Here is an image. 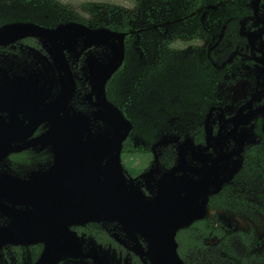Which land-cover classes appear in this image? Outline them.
<instances>
[{
	"label": "flooded vegetation",
	"instance_id": "1",
	"mask_svg": "<svg viewBox=\"0 0 264 264\" xmlns=\"http://www.w3.org/2000/svg\"><path fill=\"white\" fill-rule=\"evenodd\" d=\"M141 6V22L137 15L118 21L114 30L101 26L124 34L122 64L106 94L132 124L120 155L126 176L137 178L154 166L158 180L176 168L178 178L190 182L198 180L205 161L212 164V181L220 188L208 198V215L176 234L179 255L178 233H198L201 223L207 231L200 236L202 254L179 257L185 264H264V0H140ZM161 7L157 20L151 12ZM173 7L174 16L166 13ZM5 13L0 27L36 23ZM43 16L45 27L67 22ZM89 51L65 53L76 85L71 100L83 110L88 85L78 78ZM37 52L52 62L36 38L0 42V227L36 228L37 175L54 164V155L36 142L44 128L24 133L21 126L17 78L33 82L43 73ZM17 116L19 122L13 121ZM71 161L79 178L86 174ZM78 189L70 183L61 192L51 185L47 193L49 212L56 214L51 226L73 254H62L55 264H145L117 225L83 222L80 203L69 200ZM31 236L36 238L35 229ZM43 249L41 241L4 244L0 264H35Z\"/></svg>",
	"mask_w": 264,
	"mask_h": 264
},
{
	"label": "water",
	"instance_id": "2",
	"mask_svg": "<svg viewBox=\"0 0 264 264\" xmlns=\"http://www.w3.org/2000/svg\"><path fill=\"white\" fill-rule=\"evenodd\" d=\"M0 11L8 12V9ZM43 15L39 16L41 20L46 19ZM24 37L36 38L52 62L37 52L43 73L38 71L33 82L27 80L30 77L17 78L20 82L17 99L24 113L21 126L24 133L38 126L44 128L36 142L54 155V164L39 170L37 175L36 228L0 227V246L41 241L44 249L35 264H55L62 254L73 255L60 246L64 240L59 237L58 227L51 226L56 214L49 212L52 205L47 195L51 185L63 192V187L71 183L78 185L79 191L69 200L80 203L83 222L117 225L134 243L132 250L145 264H185L177 253L176 234L206 218L208 198L219 190L220 184L212 181V164L206 161L205 170L199 168L198 180L190 182L178 178L176 168L158 180L154 166L137 178L126 176L120 155L132 124L106 94L107 82L122 64L124 34L72 21L53 28L32 22H13L0 27V42ZM88 48L93 51L87 52L81 67L82 77L78 78L88 85L84 109L90 110L86 111L82 104L71 100L76 85L65 53L71 57L77 50ZM96 48H101L100 53ZM25 120L27 123L23 125ZM13 121L19 122L18 116ZM71 160L79 161L78 170H86L81 178L79 172L72 171ZM140 180L145 182L149 196L141 189ZM34 229L36 238L31 236ZM90 252L98 255L94 248ZM78 253L79 250L75 255Z\"/></svg>",
	"mask_w": 264,
	"mask_h": 264
},
{
	"label": "rangeland",
	"instance_id": "3",
	"mask_svg": "<svg viewBox=\"0 0 264 264\" xmlns=\"http://www.w3.org/2000/svg\"><path fill=\"white\" fill-rule=\"evenodd\" d=\"M60 2V7H54L52 9H47L48 12L43 10L40 14L51 15V20H60L64 22L74 21L78 23H83L91 27L106 25L114 30L116 24L120 20H127L129 17L137 16L139 17L138 22L142 20L143 8L141 6L137 7L140 0H57ZM56 4V3H54ZM137 4V5H135ZM154 4V1L149 3ZM157 4V3H156ZM158 6V4L156 5ZM155 6V7H156ZM0 10L2 6L0 5ZM154 8V6H153ZM161 8H156V12H151V16H154L158 20V14ZM28 10V8L25 7ZM24 10V9H23ZM168 9H166L167 11ZM171 10V9H170ZM168 11L170 15L171 11ZM132 11L135 14H132ZM172 11H178V8L173 7ZM2 12V11H1ZM4 12V11H3ZM133 15V16H132ZM174 16V15H173ZM172 16V17H173ZM1 19V18H0ZM9 19V18H7ZM63 19V20H62ZM86 21V22H85ZM149 28H152L149 26ZM211 222H214L211 220Z\"/></svg>",
	"mask_w": 264,
	"mask_h": 264
},
{
	"label": "trees",
	"instance_id": "4",
	"mask_svg": "<svg viewBox=\"0 0 264 264\" xmlns=\"http://www.w3.org/2000/svg\"><path fill=\"white\" fill-rule=\"evenodd\" d=\"M0 5L2 7H5L4 9H8V12L5 13L7 14V16H19L22 17L24 20H33L36 23H43L44 20H41L39 18V16L41 15L40 13L43 12V10L46 8L52 9L54 7H60V2L57 0H0ZM25 7L28 8V10L25 9ZM35 8L37 9V13L32 12V10ZM174 12L171 11L173 15ZM1 14H3V11H0V16ZM54 21L56 22V20ZM203 235L206 236L207 231L202 228L201 223H199L198 233H194V231L192 230H186L178 233L179 255L183 259H185L188 255H191V253H195L194 257H199L202 254L204 248L201 244L200 238V236ZM197 250L199 251L197 252ZM195 263L196 262H193L191 264Z\"/></svg>",
	"mask_w": 264,
	"mask_h": 264
}]
</instances>
